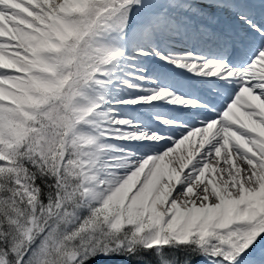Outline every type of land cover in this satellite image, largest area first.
<instances>
[{
    "label": "snow or ice",
    "instance_id": "6c2138e0",
    "mask_svg": "<svg viewBox=\"0 0 264 264\" xmlns=\"http://www.w3.org/2000/svg\"><path fill=\"white\" fill-rule=\"evenodd\" d=\"M0 264H264V0H0Z\"/></svg>",
    "mask_w": 264,
    "mask_h": 264
},
{
    "label": "rangeland",
    "instance_id": "374dc122",
    "mask_svg": "<svg viewBox=\"0 0 264 264\" xmlns=\"http://www.w3.org/2000/svg\"><path fill=\"white\" fill-rule=\"evenodd\" d=\"M219 18L222 20L221 24L232 21L230 16L228 14L226 15L225 13L220 14Z\"/></svg>",
    "mask_w": 264,
    "mask_h": 264
},
{
    "label": "bare ground",
    "instance_id": "6f19581e",
    "mask_svg": "<svg viewBox=\"0 0 264 264\" xmlns=\"http://www.w3.org/2000/svg\"><path fill=\"white\" fill-rule=\"evenodd\" d=\"M226 15H227V13H225ZM224 21V20H223ZM221 22H222V20H220V18H219V24L221 25V26H225V25H228V24H232L233 23V21H230V22H226V23H223V24H221ZM153 64H155V62H152Z\"/></svg>",
    "mask_w": 264,
    "mask_h": 264
}]
</instances>
